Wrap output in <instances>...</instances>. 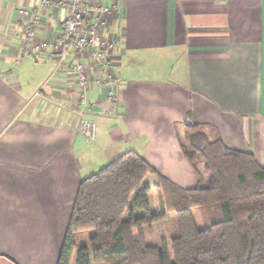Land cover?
Masks as SVG:
<instances>
[{"label": "crops", "instance_id": "obj_1", "mask_svg": "<svg viewBox=\"0 0 264 264\" xmlns=\"http://www.w3.org/2000/svg\"><path fill=\"white\" fill-rule=\"evenodd\" d=\"M51 1L0 0V264H56L80 182L125 152L197 187L186 124L264 169V0H90L115 7L104 36L117 41L109 75L119 81L94 142L63 97L76 85L70 68L49 52L21 59L59 35L67 12L56 3L68 0ZM105 91L93 85L88 101ZM144 186L159 189L152 176Z\"/></svg>", "mask_w": 264, "mask_h": 264}, {"label": "trees", "instance_id": "obj_2", "mask_svg": "<svg viewBox=\"0 0 264 264\" xmlns=\"http://www.w3.org/2000/svg\"><path fill=\"white\" fill-rule=\"evenodd\" d=\"M181 148L201 167L193 189L174 185L133 151L83 179L56 264H264V169L200 125H184ZM147 176L156 179L177 231L157 246L145 242L144 228L166 214L150 212ZM211 205L223 218L198 229L192 210Z\"/></svg>", "mask_w": 264, "mask_h": 264}, {"label": "built area", "instance_id": "obj_3", "mask_svg": "<svg viewBox=\"0 0 264 264\" xmlns=\"http://www.w3.org/2000/svg\"><path fill=\"white\" fill-rule=\"evenodd\" d=\"M40 2V0H37ZM51 5V0L40 2ZM57 6L67 12L60 33L51 41L38 42L27 47L21 59L35 61L49 52L56 56L57 66L64 63L75 76L74 87L63 96L69 109L77 120L78 132L88 142H94L98 136L96 118L113 111L118 101L117 78L110 76V65L117 41L114 37H105L107 19L115 7L92 3L90 0H68L57 2ZM32 32H29V36ZM71 59L66 61L68 54ZM106 76V81L102 77ZM93 85H105L106 91L98 102L90 103L88 94Z\"/></svg>", "mask_w": 264, "mask_h": 264}, {"label": "rangeland", "instance_id": "obj_4", "mask_svg": "<svg viewBox=\"0 0 264 264\" xmlns=\"http://www.w3.org/2000/svg\"><path fill=\"white\" fill-rule=\"evenodd\" d=\"M150 212L166 214V219L152 228H144L145 242L148 245H159L161 239L169 240L177 234L173 215L167 211L160 189L152 188L149 195ZM141 215V214H140ZM192 217L198 229H205L220 221L223 216L219 205L199 207L192 210Z\"/></svg>", "mask_w": 264, "mask_h": 264}]
</instances>
